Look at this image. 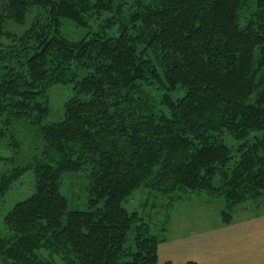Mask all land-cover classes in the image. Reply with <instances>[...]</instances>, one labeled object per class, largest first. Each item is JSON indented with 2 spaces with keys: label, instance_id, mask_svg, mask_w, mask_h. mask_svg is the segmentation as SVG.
Returning <instances> with one entry per match:
<instances>
[{
  "label": "trees",
  "instance_id": "trees-1",
  "mask_svg": "<svg viewBox=\"0 0 264 264\" xmlns=\"http://www.w3.org/2000/svg\"><path fill=\"white\" fill-rule=\"evenodd\" d=\"M64 20L86 33L69 39ZM57 84L74 96L42 124ZM18 121L33 130L24 161ZM6 137L16 153L0 203L26 171L35 191L4 217L0 264H158L164 237L124 205L137 190L166 197L170 212L189 194L223 198L224 223L264 205V0H0ZM84 169L89 209L69 210L63 176Z\"/></svg>",
  "mask_w": 264,
  "mask_h": 264
},
{
  "label": "rangeland",
  "instance_id": "rangeland-1",
  "mask_svg": "<svg viewBox=\"0 0 264 264\" xmlns=\"http://www.w3.org/2000/svg\"><path fill=\"white\" fill-rule=\"evenodd\" d=\"M255 7L241 11V24H246ZM7 29L21 32L22 28L8 22ZM86 33L70 20H64L62 34L77 40ZM149 89V88H148ZM151 93L157 94L153 88ZM74 96L72 85L57 84L49 92L50 115L42 124L58 122L64 117V105ZM17 139L23 144L19 158L27 160L32 140V127L27 121H18L12 126ZM230 146L237 145L231 137H225ZM11 139H0V172L7 169L4 159L15 156ZM21 161V162H22ZM89 169L66 173L62 179L61 193L68 199L69 210L86 211L89 209ZM35 191L32 171H26L16 181L0 203V235L10 234L4 223L5 215L20 201L29 198ZM164 204L166 197L139 189L131 201L124 203L130 210H137L141 217L150 223L159 238L164 237L158 248V264L171 261L175 264H264V205L257 207L252 203L240 205L232 214L230 223H224L221 209L225 206L223 198L202 194H189L188 197L173 205L171 212ZM170 213L169 221L166 215ZM166 224V225H165ZM162 226H166L165 233ZM55 264H63L55 257ZM1 263V262H0Z\"/></svg>",
  "mask_w": 264,
  "mask_h": 264
}]
</instances>
